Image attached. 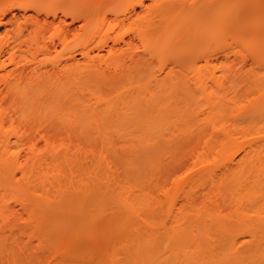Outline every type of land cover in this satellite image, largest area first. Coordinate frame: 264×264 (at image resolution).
I'll return each mask as SVG.
<instances>
[{
    "label": "bare ground",
    "instance_id": "obj_1",
    "mask_svg": "<svg viewBox=\"0 0 264 264\" xmlns=\"http://www.w3.org/2000/svg\"><path fill=\"white\" fill-rule=\"evenodd\" d=\"M108 14L122 20H144L137 35L142 52L131 53L132 60L128 56L133 65L124 74L130 77L144 72L153 60L169 62L162 70L164 76L145 70L143 87H148L149 99L139 105L142 114L127 120L129 126L139 135L159 126L177 128L180 122L182 134L188 130L176 145L171 139H162L157 147H151V138H139L141 149L127 151L122 157L126 171L119 181H111L103 169L102 177V157L94 166L97 168L89 171L95 178L85 176L90 173L72 157L77 148L70 144L71 134L86 140L94 135L103 142L106 137L101 131L90 134L86 130L115 116L112 107L106 109L108 114L100 111L107 102L94 96L96 82L109 77L106 72L111 63L99 61V54L93 56L95 63L88 55L89 42L97 41L98 27L105 25ZM253 14L256 16L251 18ZM1 28L0 191H4L2 197L6 189L18 192L14 195L27 216L29 231L42 249L50 251L51 264H158V249L165 241L175 246V261L167 264H264V132L252 138L242 134L245 144L236 151L243 155L237 161L231 152L225 163L217 162L213 155L219 151L208 143L209 135L202 136V149L207 153L203 159L204 152L198 154L195 149L182 154L188 164L178 158L186 140L191 141L201 125L210 124L218 131L216 123L226 117L223 106L231 102L232 90L225 81L230 75L223 71L217 75L218 69L210 68L213 61L227 60L226 52L238 47L234 55L264 70V0H0ZM51 30L54 36L47 38L45 34ZM129 41L123 46H129ZM115 44L112 40L111 47L108 45L113 60L119 57ZM58 46L65 55L58 60L48 58ZM94 46L101 51L107 40L99 37ZM201 61L204 65L199 66ZM181 62L189 78L176 70ZM240 70L233 75L240 72L239 78L248 80L249 73ZM120 76L106 81L109 85L122 83L124 77ZM114 83L110 86L115 88ZM89 89L91 93H86L97 100L92 97L90 105L85 95ZM195 90L198 101L193 99ZM203 102L205 108L193 107ZM205 110L212 114L210 121L199 118ZM245 114L252 122L264 121V114L251 108ZM188 124L190 128L194 125L193 130L185 129ZM171 129L169 136L173 135ZM218 129L224 148L237 141L223 126ZM10 136L22 143L24 156L19 150H10ZM181 139L185 142L180 143ZM39 140L44 142L43 149ZM19 155L24 157L21 162ZM10 161L20 169V180L10 171ZM5 169L13 174L9 181L4 175L10 172L4 173ZM170 176L174 178L167 186L163 181ZM198 186H210L212 192L194 190ZM38 188L41 194L36 193ZM150 190L162 196L156 197ZM224 198L232 205L228 211L221 210ZM208 200L215 206H205ZM246 237L251 247L237 251L238 241ZM41 261L38 264H50ZM21 262L11 261L25 264Z\"/></svg>",
    "mask_w": 264,
    "mask_h": 264
},
{
    "label": "rangeland",
    "instance_id": "obj_2",
    "mask_svg": "<svg viewBox=\"0 0 264 264\" xmlns=\"http://www.w3.org/2000/svg\"><path fill=\"white\" fill-rule=\"evenodd\" d=\"M192 1H196V0H192ZM137 11L140 12L141 16L145 15L144 11L141 12L140 9H137ZM250 11L252 12L251 9H250ZM253 13H254V11H253ZM248 15H250V13ZM254 16H256V15L253 14V16L251 18H253ZM143 25H144L143 19H141V20H134V19L133 20H122V18H120V17H116L113 14H108L105 25L98 27V30H97L98 32L96 33V36H97L96 40L98 41L99 37H101L102 39H106L107 40V46L100 49L101 51H98V49L96 50V47L94 46L97 41L96 42H94V41L89 42V52H88L89 54L88 55L91 58L95 59L94 57H96V55L99 54L97 56V59H98V57H100L99 61L104 60L103 62H106L107 64H108V62L111 63V64H109L111 69L108 68L109 71L106 72V73H108L107 77L109 76L108 78H110V77L117 76L119 78V76L122 75V77H124V79L122 80L123 82L119 83V84H116L112 81L109 82V83L112 82V85H113V83L116 84L118 86V88H117V86L115 88L111 87L112 85L110 84L111 85L110 86L108 84V82L106 81L108 78L107 79L103 78V80L101 82L100 81L96 82L98 91L95 90L97 93L94 92L95 98L97 96V100H102L103 102H107V105H108V106H106V103H105L104 106H106V107L103 106L100 111L104 110L108 114V112L110 110L106 111V109H108V107H112L113 113L115 116L110 115L111 117H107L106 119H102L99 123H97V126L94 125L90 129H87L86 131L90 132V134H93V133L96 134V133H98V131H101L99 133L102 134V136L106 137V139L103 142H101L99 138L97 139L93 135L92 140H86L80 136L78 137V135H74V134L72 135L71 134L70 141H72V142L70 144H72L73 146L76 145V146H74L75 147L74 149L77 148V151H78V153H77V151H76V153H72V155H73L72 157L76 156L75 159L76 160L78 159L77 162L78 161L81 162L80 165L81 164L83 165L82 170L84 169L86 171V174L93 172V170L95 168H97L94 166H96L97 163L99 162L100 159L98 160V158L102 157L101 159L103 160L104 164L101 163V160H100L101 165L98 163L99 166L101 167V168H99V166H98L101 173L104 170L105 173L104 172L103 173L105 174V176H106V174L109 177L111 176L109 178L110 180L111 179L114 180V178H115V180L117 179V181H119V179L124 176V172L126 171V169L121 164L122 157L127 151H130L132 149H138V148L141 149L140 144H139V138H144V137L151 138V144H152L151 147H157L159 145V142L162 139L163 140L164 139H168V140L171 139L172 141L170 140V142H172L176 145V142L180 141L179 140L180 135L183 137L185 135V133L188 131L187 130V131H185V133L182 134V132H184V131H182L183 129L180 125L183 126V124H182V122H180L181 124H179V123H178L179 125L177 124L178 129L175 126H174L175 128H172V129L170 127H168L173 131V135H170V136L167 134V133H169V130H170V129H166L167 126H164V128L162 127V129H160L161 126H159L157 129H153L152 131L150 130L148 133H144L142 135H139L138 133H136V131L134 130V128L132 126L131 127L129 126V124L127 122V120L130 118H133V116L135 117L136 115L142 114V112L139 110V105L141 103H143L144 101H147L149 99V97L147 96L148 94L146 95L147 90L145 91V89H148L147 86H149V85L145 86L147 88L143 87L145 85V83L147 82V81H145V80H147V79H145V75H144L145 70H151L155 73V75L160 74L161 76H164V74L162 73V70L166 66H168V63H169L168 61L164 62V61H159V60H153L152 63L148 67L144 68V72H139L137 74H133L130 77L127 76L128 74L127 75L124 74L127 71L126 68L130 64L133 65V63H130V59H129L132 57V56H130V55H132L131 53H135V54L140 55L142 52V42L139 39H137V35L139 33V29H141L143 27ZM48 32H46V34H45V36L46 35L48 36L47 38H49V36H54L53 30H51L49 33ZM0 34L1 35L4 34V28L0 29ZM112 40H116L115 46L118 45L117 48L119 47V49L117 51V53L119 52V54L117 55V53H116V56L121 57L123 55L120 59H119V57H116V58L114 57V60H113L112 59L113 57L109 56L108 50H109V46L111 47V45H112ZM129 40H131L132 42ZM228 40H230V39H228ZM124 41H129L127 43L128 44L131 43V44L129 46H125V44H124V46H123L122 43ZM122 47H123V49H122ZM60 48L61 47L58 46L56 48L57 51L55 53L52 51V54L50 53L51 57H48V55H50V54H48L47 56L45 55V56L48 58H52L54 60H58L60 57H63L65 55L64 52L62 51V49H60ZM125 48H127V49H125ZM237 48H235V50ZM120 49H122V50H120ZM235 50H233V51H235ZM122 51H125L126 55ZM228 51H232V50H228ZM228 51L225 54V55L228 54L227 60L226 59L225 60L219 59L217 62L213 61V63L210 65L212 67H210L209 65L207 66V68L208 67L213 68V66H215L216 67L215 69H218L217 75L221 74L220 71H223L225 76L230 75V77L227 78L225 81V83H226L225 86L230 87L229 89L232 90V92L230 94V100L232 98L231 102H229L225 106H223V109H225L226 117H225V119L223 118L224 120L219 118L220 120L218 121V123H216L217 130L219 132L214 130L213 128L211 129L210 124H207V125L205 124L206 126L203 124L204 126L201 125V127L199 126L200 128L198 130H196V134H194L195 136H193L194 138H192L191 141L186 140V141H188V143L184 144L183 147L181 146L182 149H181V152H180L179 157H178V158H184L185 159V161L181 160L183 162V164H184V162L187 161L186 160L187 158L183 157V155H182L183 153L185 154L186 152H190L192 150L194 151V149L196 152H198V154H202L204 152V149H202L204 144L203 145L201 144L204 141V140H202V136H204V135H209L208 136V143L209 144L213 143V147H214L215 151H219L218 154L213 155V158L216 159L217 162H224L225 163V159H224L225 156L230 154L231 152H233V154L235 152L234 158L236 161L239 160L241 158V156L243 155V152L241 150L236 151L238 148H242L243 145L245 144V143H243V141H245V139H242V137H241L242 134H246V138H249L248 134H251V138H252V137H256V136L260 135L262 132H264V121L263 122H260V121L252 122L249 120L248 117H246V114H245L246 111L250 108L254 112L264 114V70L258 69L255 65H253V63H251V60H249V59L246 61L247 64L242 62L241 57L239 58V56L234 55L233 51L229 52V53H228ZM128 56H129V58H128ZM44 57L42 56L41 58H44ZM236 57H238V58H236ZM115 59H116V61H115ZM132 59L133 58H131V60ZM105 60H107V61H105ZM97 62L98 61L96 60L95 63H97ZM243 63L245 65H242ZM197 64H199V66H201V65H204V62L202 63V61H201V62H198ZM132 65H130V66H132ZM184 65L185 64H183L181 62L180 64H178V66H176V70L181 72L183 77L189 78L190 75H189L188 71H186V69H185L186 66H184ZM243 66L244 67L246 66V68L242 69ZM240 69L246 73H249L250 78L248 80L243 81L242 77H241V79H242L241 80L239 78V75H238L240 73L239 71H238L239 73L237 75L236 74L233 75L235 73V72L233 73V71L240 70ZM207 70H209V68ZM242 75L243 74H241L240 76H242ZM259 77H261V78L257 79ZM118 78H117V80L116 79L115 80L118 81ZM113 79L114 78H112V80ZM91 82L93 84V81H91ZM118 82H120V81H118ZM98 83H99V85H98ZM102 83L104 85L107 83V85L109 87L106 85H105L106 87H104V85ZM92 84L90 83L89 85H92ZM94 86L95 85L93 84L92 87H94ZM98 87H99V89H98ZM213 90L215 91L214 88H213ZM90 91L91 90L89 89V91L87 90V91H85V93L86 92L89 93ZM93 91H94V88H93ZM122 91H124V93H122ZM149 91H151V87H150ZM88 93H86L85 95H87L88 96L87 99H90V100H88V102H87V99H86L85 101L90 105V104L94 103L93 102L94 97H93V95H91V96L88 95ZM193 93H194L193 99L195 101H198L200 99L199 93L196 90ZM95 98H94V100H95ZM97 100H95V102H97ZM193 107L194 108L200 107L203 109L206 107V104H204V102H203V103L195 104V105H193ZM208 111L209 110H205V111L201 112V114L199 115V118L200 119L205 118L206 121L207 120L210 121L212 119L211 118L212 114L211 113L209 114ZM105 112H102V113H105ZM99 114L101 115V113H99ZM203 123H205V122H203ZM184 125H186V124H184ZM189 126H190V124H188L187 126H185L186 128L185 127L184 128L189 129L190 128ZM193 126L194 125H192V128H190V129L193 130V128H194ZM220 126H223L225 129V132L229 133V135H231L232 138H237V141H236L237 143L233 142L232 145H225V148H224L222 146L223 145L222 142H223L224 137L222 139V136H221L222 133L220 134L221 131L218 129ZM6 129H9V127L6 126ZM40 129L44 130V127L42 126V127H40ZM173 129H177V130H173ZM178 130L181 131V134ZM9 138L11 140V149L10 150L13 152H16L19 150V151H21L20 155L24 156L25 152H22V150H20L21 149L20 145L22 143L20 144V142H17L15 140L14 136H10ZM172 138H174V139H172ZM182 141H184V140L181 139L180 143H182ZM205 141H207V139ZM43 143L44 142L41 140H39L37 142L39 147L44 145ZM172 143H170V144L172 145ZM177 143H179V142H177ZM24 144H28V143L25 142ZM22 146H24V145H22ZM70 146H68V148ZM39 147L37 149H39ZM181 147L179 146V148H181ZM40 148L43 149V147H40ZM78 148H80L81 151L78 150ZM70 149H72V151H73L72 147ZM205 153H206V151L203 153L202 159L205 156ZM70 154H71V151H70ZM20 155L18 156V158L20 160L19 162L23 161L22 158H24V157L20 158L21 157ZM263 156H264V151H263ZM164 157L162 158V160L164 159ZM165 159H166V157H165ZM165 159L163 160L164 162H166V160H167V159L166 160ZM212 161L213 160H211V162ZM168 163L169 162H167L166 164H168ZM12 164L13 165H11V161H10L11 168H9V169L14 174V176H16V177H14V176L13 177L20 180V178L22 176L20 169H18V167L15 166L14 162H12ZM187 164H188V161H187ZM82 165H81V167H82ZM172 166H173V164H172ZM102 167H104V168H102ZM91 168L93 169L92 171H90ZM171 168H169V171H171ZM9 169H5L4 173ZM65 169L66 168H64L63 170L66 173ZM101 169H103V170H101ZM10 171H7V172H10ZM85 171H83V172H85ZM11 172L7 173L9 175H4V177L7 176L8 181L11 180L9 178H11L13 175ZM182 172H183V170H182ZM103 173H102V177H104ZM98 175H100V174L98 173ZM85 176H87L88 178L89 177H91L93 179L95 178L94 173L93 174L90 173L89 175H85ZM182 176H183V174H182ZM172 178H174V177H171L170 180H164L163 183L166 182L165 183L166 185L169 184L170 181L172 180ZM7 179L5 178V181ZM1 180H4V179H1ZM124 180L126 182V179L123 178V181ZM123 181H121V182H123ZM130 181H131V179H130ZM128 184H129V182L126 185H128ZM31 187H29V188H31ZM37 187H39V186H37ZM2 188L0 187V190ZM5 188H7V187H5ZM15 188L16 187H14V189ZM32 188H34V187H32ZM32 188H31V192H32ZM39 188H41V187H39ZM202 188L203 189L205 188V190L207 189L208 191L206 190V192H208V193L212 192V188L210 186H198V187H195L194 190L201 191L200 189H202ZM156 189L154 188L153 190H156ZM6 190L8 192L5 193V195H6V196L4 195L5 197L4 196L2 197V195L4 194V191H3V193H2V191H0L1 192V194H0L1 195L0 196V240L2 242V243L0 242L1 243L0 244V264H13V263H15V259H16V262L20 263L22 261L21 263L24 262L25 264H27V263L38 264L39 261H41V260H42L41 261L42 263L44 261H46L47 263L51 264L53 262V259L51 258L52 254L48 253V252H50L48 249H45V248H44L45 250L42 249L43 247H40L41 245L38 243V240H37L35 234L33 232L29 231L28 224H27V221L25 219V217H27V216H26L25 212L21 211L22 209L20 208V204L18 203V199H17L18 197L16 198V196H18L17 195L18 192L14 193L12 191L9 192L10 191L9 189H6ZM28 190H30V189H27V192H28ZM37 191H36V193L41 194V189H39L38 192ZM150 192H151V190H150ZM151 193H153V195L156 197L158 195L162 196L161 194H159L160 192L158 193L156 191H153ZM13 196H15V197L13 198ZM215 198H217V196ZM225 200H226V198H224V200H222V201L220 200L223 203L221 210L228 211L232 205H230L227 200L225 202ZM205 206L214 207L215 203L208 200V202L205 203ZM254 209H255V207L249 208V214L250 215H252ZM191 212H192V214L195 213L194 210ZM164 219L165 218H163L162 220H164ZM108 239H105L103 241L107 242ZM110 239H112V237H110ZM248 240H249V238L246 237V238H244L243 241H238L237 251L248 250L251 247V244H249ZM104 242H103V244H105ZM174 248H175L174 244L170 243L169 241H165L162 244V246L158 249V251H160L158 254L161 255V257L159 258L160 261L158 264H167V263L175 261V258H174L175 249ZM49 254H51V256ZM13 257H14V259H13ZM10 260L13 263H11Z\"/></svg>",
    "mask_w": 264,
    "mask_h": 264
}]
</instances>
